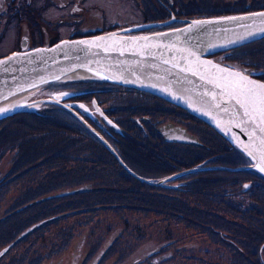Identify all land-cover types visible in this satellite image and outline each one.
Segmentation results:
<instances>
[{"label":"rangeland","instance_id":"374dc122","mask_svg":"<svg viewBox=\"0 0 264 264\" xmlns=\"http://www.w3.org/2000/svg\"><path fill=\"white\" fill-rule=\"evenodd\" d=\"M99 1L109 15L114 12L112 0ZM123 2L117 7L122 18H130L139 11L130 1ZM187 2L189 7L185 9ZM164 4L158 1L151 11L157 18L165 16L172 21H181L184 17L183 23L175 27L191 19L264 9V0H164ZM183 10H187V16L181 15ZM177 16L180 20L175 19ZM13 42L11 29L0 45V58L15 49ZM216 56L226 65L245 69L250 75L262 72L261 80H264V37ZM84 81L95 85L103 80ZM62 84L56 82L50 87L32 89L28 99L55 98V94L63 92L61 103H74L75 110L100 120L102 116L94 98L107 109L123 106L127 97L110 89L86 94L84 91L89 85L58 89ZM83 93L87 97H81ZM129 95L134 101L132 106L139 103L141 107L149 104L152 108H166L164 101L154 94L147 99L140 98L136 92ZM172 104L175 107L170 104L173 109L170 117L163 114L161 123H154H160V132L137 127L140 134L137 139L146 143L145 133L146 139L155 144L152 145L155 150L157 141L162 140L159 134L167 138V134L184 128L185 133L194 137L182 140L183 144H163L161 152L165 162L156 151L162 173H156L151 180L167 175L162 183L181 185L183 177L175 179V174L192 169L184 180L187 187L178 189L146 184L130 178L121 169L87 170L94 156L93 144L82 134L80 145L75 146L77 126L58 114L54 116L56 111H49L67 110L62 104L45 101L34 104L32 110L3 117L0 120V264H63L69 263L74 253L98 251L105 252L101 264H154L153 256L162 257L170 251L171 255L165 257L167 264H264L261 244L264 241V186L254 182L255 178L246 171H239L248 166L246 170L251 172L249 159L243 153L246 160L236 158L206 123L195 121L181 106ZM138 110L133 107L123 113L127 114V123L137 124L135 115L141 116ZM114 116L111 119L117 121ZM144 119L152 124L148 116ZM152 133H157L155 140L150 137ZM141 145L146 147L144 143ZM99 150L102 151L100 147ZM170 153L174 157L173 167L168 164L172 159ZM212 154L220 156L219 161L211 162L215 169L201 170L203 165L196 160ZM105 158L110 164L105 165L108 169L111 163ZM154 158L157 156L150 155L146 161L154 163ZM228 165L239 170L228 169ZM246 181L251 186L246 190L249 194L246 201H242L239 194L242 182ZM7 214L11 215L2 216ZM27 225L32 230L26 232Z\"/></svg>","mask_w":264,"mask_h":264},{"label":"water","instance_id":"95a60500","mask_svg":"<svg viewBox=\"0 0 264 264\" xmlns=\"http://www.w3.org/2000/svg\"><path fill=\"white\" fill-rule=\"evenodd\" d=\"M137 28L63 39L1 57L0 118L32 110L34 104L45 101L72 110L59 101L63 92L55 94V98L31 101L30 91L65 80L75 71H85L99 80L141 89L187 109L244 152L252 161L249 167L264 174V81L211 56L262 38L264 9L191 19L184 25L159 31L127 32ZM25 91L28 94L21 104L12 100V96ZM94 103L99 109L95 100Z\"/></svg>","mask_w":264,"mask_h":264},{"label":"flooded vegetation","instance_id":"af4514ba","mask_svg":"<svg viewBox=\"0 0 264 264\" xmlns=\"http://www.w3.org/2000/svg\"><path fill=\"white\" fill-rule=\"evenodd\" d=\"M112 1L115 4L114 12L113 13L111 12V15H109L107 9L103 6V3L100 2L99 0H92V2L91 0H0V45H2L3 42L6 40L8 32L11 29H13V34H14L13 43L16 44L14 50L21 51L42 45H51L63 39H72L77 37L89 36V35L99 34L105 31L122 29V28L139 27L136 30L135 29L128 30V32L130 33H144V32L162 30L166 28L175 27V25L181 24L185 20L184 17L181 18V21L168 20V17L167 19H165V16H160L159 18H157L158 15L153 14L151 9L153 7L154 8L157 7L158 1H160V3H162L165 6L164 0H126V1H130L131 4L134 5L133 8L136 7V9L139 10L137 12L138 14L136 13L130 18H122L123 14L117 8L124 3L123 2L124 0H112ZM184 6L185 9H188L189 3L188 2L184 3ZM168 10L171 11L170 13H173V10L170 7H168ZM115 11L118 13L117 15H115ZM136 15L139 16L136 17ZM181 15L187 16V10H183L181 12ZM132 18L135 19L132 20ZM175 19L180 20L178 16ZM156 22L157 23L161 22V24L156 25L155 24ZM149 24L150 25L154 24V25L151 27H143ZM14 50H12V52ZM219 54L224 55L223 53H219ZM251 75L259 79H261L263 76L262 72L261 73L251 72ZM103 83H106V86L99 88L101 89V91L98 92L101 93L108 89H110L111 91L118 90L122 92L123 95L127 96L125 97L126 98L125 102L121 104L123 106L118 105L116 107H111V108L108 107L107 109H105V107L101 105L99 99L94 98L93 102L94 100L96 101L97 105L99 106V109L96 106L95 107L99 111V113H101L102 116L100 120L98 118L94 119L93 117L89 118L88 117L90 116L89 114L87 116V113L75 110L72 107V104L74 103H70V104L68 103V106H70L72 110H75L80 116H82L87 121L88 124H90L93 128H95L101 134V136H103V138L110 143L111 147L114 149L117 155L120 156V158L123 160V162L127 167H125L119 161L117 155L113 152L111 147L107 145L97 133L91 130L83 122L82 119H80L78 116L75 115L74 117L75 119H73L72 122L76 125L77 124L81 125L83 128H86L90 132L89 138L91 139V142L93 144L91 152L93 153L94 156L92 157L91 164L87 168V170H91V171L112 170L111 168L108 169L105 168V165H107L108 163V159L105 158V156H107L108 158H110V156H113L114 159L117 161L121 171H126L132 177L136 179L138 178L140 181L146 184L149 183L146 180H150L152 183H156L157 185L160 184L166 187V189L167 188L178 189L180 187H184V188L187 187V185L185 184L186 175L188 174V172L192 173L190 171L184 173L179 172L178 174H175V176L177 175L175 179L180 176L183 177V180L179 182L181 185H179L178 183L177 184L162 183L166 181L165 176L167 175H164V177L160 176L159 178H157L158 180L156 179V181L151 180L152 178H154L156 173H162L161 171H159L161 167L159 157L161 158L162 161L165 162L163 152H161L163 149L162 147L163 144L164 145L183 144L182 143L183 141L177 140L178 138H185L186 140L194 139V137L192 138L191 136L188 135L189 133H185V131H187L186 129L184 128L177 129L175 132L167 134V138H164L161 134H159L158 136H160L162 140L157 141L155 150L152 149V145L155 144H152L149 141L151 139H146L147 135L145 133H144L145 137H143L144 138L143 140H146V143L142 142L145 144L146 146L145 148L141 145L142 143L139 142V140L141 139H137V136H140L139 132L137 131L138 130L137 127L139 128L142 127L144 129L149 128L150 131L160 132L158 130V127L162 120L161 115L167 114L166 117H170L168 115H170L173 112V109L170 107L171 105L174 106V104H172L173 102L171 103V101H168L166 99L154 95L158 98V100L161 99L164 101V104L163 103L162 104L163 107L166 108H158V107L152 108L149 107L150 106L149 104H147L144 107H141L139 103H137L138 105L136 106H132V102L134 101H132V98L130 97L131 95H129L131 92L139 93V95L142 96L140 98H145V99H147V96L150 95L151 93L132 87L113 84L110 82L104 81ZM70 85H72V83H70L67 86ZM61 88L64 87L60 86V88L58 89ZM96 93L97 92H86V94H96ZM152 95L153 94H151L150 96ZM81 97H87V95L83 93ZM110 103H112V101H110L109 104ZM133 107L138 108L139 109L138 111L141 114V116L135 115L136 116L135 121L137 120L136 125L127 123V118H128L126 116L127 114L125 116L123 115L124 112H129L130 108ZM180 108L187 115L192 117L195 121H199V120L203 121L201 118H198L197 116L193 115L185 108L183 107ZM100 109L103 111V113L106 116L102 114ZM67 110L73 113L72 110L69 109ZM159 111H162V114H160ZM107 113L109 114V116ZM114 114H116L117 121H113L111 119L115 117ZM147 116L152 121V124H150L149 121L144 119ZM157 116H159V118H157ZM153 118H155V120ZM159 121H160L159 124H154ZM203 122L206 123L205 121ZM206 124L223 141V145L226 148V150H228V152L230 151L231 154H233L236 158L238 159L240 158L243 160V158L238 154V152L235 150V148L232 146V144L228 141L227 138H225L221 133L217 132L211 125H209L208 123ZM158 136L157 133H152L150 137H152L153 140H155ZM89 138H85V139L90 140ZM129 142H131L132 144L138 143V146L131 147L130 146L131 144ZM99 147L102 149V151L99 150ZM156 151L158 152L159 157ZM150 155L154 157L157 156V158H154L156 160L154 161V163L146 161V158H150ZM242 156L244 155L242 154ZM219 157L220 156L216 154H212L210 157L207 158L203 157L199 160L197 159L196 162H198L197 164L203 165L208 169L209 168L215 169L212 168V166L215 165H211L213 164L211 162L219 161ZM173 159L174 157L172 155L171 162L168 163L172 167H173L172 164ZM233 163L235 164V162ZM241 164H243V162ZM203 166L201 170L206 169ZM77 167L78 166H76L75 169ZM228 167H232V166L228 165ZM239 171H243V172L246 171L247 172V173L245 172L246 174H249L250 176L255 178V180H253L254 182L257 181V183H260L261 185L264 186V177L261 176L258 172L253 170L252 171L250 170L251 172H248L246 169H240ZM134 174L143 177L144 179L142 180L139 177L135 176ZM242 183H243L241 190L242 193H240L239 195L241 196L240 198L242 201L244 200L246 201V198L249 195L246 190L249 188L248 187L249 185L251 186V183L247 181ZM11 214L2 215V216L7 217ZM261 244L263 246L264 241ZM152 252L153 250L149 251L145 257L150 255ZM168 255H171V251L168 253ZM168 255L162 257H157L158 255L153 256V258H155L154 264H163L165 262V257H167ZM104 257H105V252L100 254V251L96 252L95 254L74 253V255L71 256L70 258V262L69 263L64 262L63 264H101ZM12 260H17V259H12ZM167 263L165 262V264Z\"/></svg>","mask_w":264,"mask_h":264},{"label":"trees","instance_id":"16d2710c","mask_svg":"<svg viewBox=\"0 0 264 264\" xmlns=\"http://www.w3.org/2000/svg\"><path fill=\"white\" fill-rule=\"evenodd\" d=\"M86 82L85 81H80V82H73L72 83V85H77V86H85V85H89L88 84V82L85 84ZM70 83H67L66 84V86L67 85H69ZM102 84H104V85H106V83H102V82H98V83H96L95 85H89V88H88V90H85L84 92H98V91H101V89H99V88H101V87H98L99 85H102ZM66 86H64V87H66ZM83 90V89H82ZM49 111H56V114H54V116L55 115H59L60 117H62V118H65V119H67L70 123H72L73 125H75V126H77V130L79 131V134L77 135L78 137H75V141L76 142H74L75 143V146H78V145H80V143H81V141H79V137L82 135V134H84L86 137L85 138H89L90 137V132L86 129V128H83L81 125H79V124H74L72 121H73V119H75L74 117H72L71 116V114H69V111H67V110H63V112H60V111H58V110H49ZM39 112H42V111H39ZM63 114H65L66 115V117H65V115H63ZM86 129V130H85ZM84 138V139H85ZM131 145V147H136V146H138V143H136V144H132L131 142H129ZM230 145V144H229ZM233 146V145H232ZM234 147V146H233ZM235 148V150L238 152V154L243 158L244 156H242V152L240 151V150H238L236 147H234ZM238 157V156H237ZM111 158V159H110ZM110 158H109V162L111 163V166H110V168L113 170H118V169H120V167H119V165H118V163H117V161L114 159V157L113 156H110ZM245 158V157H244ZM245 160H246V158H245ZM116 162V163H115ZM107 165L109 166L110 164H108L107 163ZM123 172H126V171H123ZM127 173V172H126ZM128 174V173H127ZM128 176L131 178V175H129L128 174ZM25 227V226H24ZM23 227V228H24ZM26 228H28V229H26ZM26 229V232H28V230H32V227H30V225L28 226V227H25L24 228V230ZM22 230V229H21Z\"/></svg>","mask_w":264,"mask_h":264},{"label":"bare ground","instance_id":"6f19581e","mask_svg":"<svg viewBox=\"0 0 264 264\" xmlns=\"http://www.w3.org/2000/svg\"><path fill=\"white\" fill-rule=\"evenodd\" d=\"M126 29V28H124ZM94 74H91V73H88V72H85V71H75L71 74H68L66 76V79L65 80H62V81H65V82H74L76 80L78 81H81V80H84V79H94V80H99L97 79L98 76L97 75H94V78L92 77ZM42 86H46V87H49V84H45V85H42ZM26 94H28V92H21L19 94H16L14 96H12V100L14 101H18L19 104H21V101L22 99L25 97L26 98ZM33 107V106H32ZM148 182L152 183L150 180H148Z\"/></svg>","mask_w":264,"mask_h":264}]
</instances>
